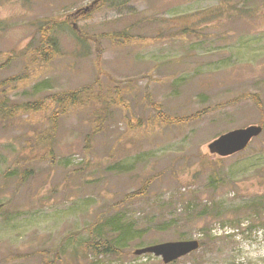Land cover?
<instances>
[{
  "label": "rangeland",
  "instance_id": "rangeland-1",
  "mask_svg": "<svg viewBox=\"0 0 264 264\" xmlns=\"http://www.w3.org/2000/svg\"><path fill=\"white\" fill-rule=\"evenodd\" d=\"M100 2L0 0V64L19 54L0 67V80L12 77L0 88L7 104L91 84L54 135L53 104L1 118L0 264H89L84 228L113 215L140 237L94 264H162L134 251L190 239L200 248L175 264H264V0ZM52 21L58 50L38 66L21 53ZM255 124L263 130L243 152L208 151ZM39 133L53 159L43 160ZM132 191L140 196L110 210Z\"/></svg>",
  "mask_w": 264,
  "mask_h": 264
},
{
  "label": "trees",
  "instance_id": "trees-1",
  "mask_svg": "<svg viewBox=\"0 0 264 264\" xmlns=\"http://www.w3.org/2000/svg\"><path fill=\"white\" fill-rule=\"evenodd\" d=\"M52 22L53 23H51L50 27L45 29L41 34V38L33 49L32 53L29 51H23L21 53L23 57H26L32 63H35L38 66H43L58 50V43L51 36V33L57 23L54 21ZM18 56V53L11 51L9 55L3 57L4 61L0 64V67L8 65L13 58H17ZM20 76L23 77V75ZM11 78L12 77L0 80V88ZM89 86L90 85L74 90L55 92L46 97L48 102H46V100H35L21 104H7V96H5L3 91L0 90V121L2 120L1 118H11L19 113H39L45 111L49 104H53L56 105V107L49 117V123L47 128H45V133L54 135L59 116L67 112V110L73 107V105L79 103L81 101V93L88 89ZM148 103L157 112L158 116H162L158 103L153 104L151 98H148ZM42 135H40V133L38 134L35 144L37 147L42 144V148H45L42 157L43 160L53 159L54 151L51 147L52 141H49V143L46 144L42 138ZM28 146L33 145L28 143ZM139 193L140 191L126 193L119 202L111 205L110 210L119 208L120 205L127 200L139 197ZM84 230L87 232V237L82 240V251L87 258L89 255H92V259L90 260L89 264H94V260L99 262L100 258H119L122 254H127V252L124 251L122 247L126 246L130 241L140 237V231L133 225L131 221L120 219L117 217V215H113L112 217H104L102 220L96 219L94 222L87 225ZM41 253L46 254V251L42 250ZM41 264L48 263H46L44 260L41 262Z\"/></svg>",
  "mask_w": 264,
  "mask_h": 264
},
{
  "label": "water",
  "instance_id": "water-1",
  "mask_svg": "<svg viewBox=\"0 0 264 264\" xmlns=\"http://www.w3.org/2000/svg\"><path fill=\"white\" fill-rule=\"evenodd\" d=\"M261 126L251 125L242 129H235L220 135L208 144L211 153L224 157L236 153L246 147L251 138L261 132ZM199 243L197 240L165 242L147 246L136 250L137 254L152 252L163 257L165 263L171 262L195 249Z\"/></svg>",
  "mask_w": 264,
  "mask_h": 264
}]
</instances>
